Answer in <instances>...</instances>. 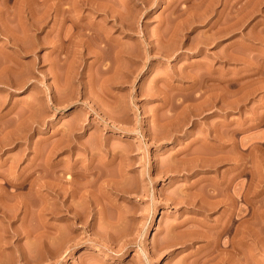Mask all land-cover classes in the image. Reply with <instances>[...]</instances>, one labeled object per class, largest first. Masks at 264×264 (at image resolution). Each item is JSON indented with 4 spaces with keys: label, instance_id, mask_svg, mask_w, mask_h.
I'll return each instance as SVG.
<instances>
[{
    "label": "rangeland",
    "instance_id": "1",
    "mask_svg": "<svg viewBox=\"0 0 264 264\" xmlns=\"http://www.w3.org/2000/svg\"><path fill=\"white\" fill-rule=\"evenodd\" d=\"M58 2L0 0V264H218L245 229L264 262V0Z\"/></svg>",
    "mask_w": 264,
    "mask_h": 264
},
{
    "label": "bare ground",
    "instance_id": "2",
    "mask_svg": "<svg viewBox=\"0 0 264 264\" xmlns=\"http://www.w3.org/2000/svg\"><path fill=\"white\" fill-rule=\"evenodd\" d=\"M58 1V0H57ZM60 2H58L60 5V9L63 11V13H62V11H61V13L63 14V18H67L66 17V12L69 10L67 7L65 8V6L63 7V8H61L62 6V4L65 2H67L68 0H59ZM71 0H69V2H70ZM74 1V0H73ZM76 1H78V2H81L82 4H91V8L95 11H100V12H102L103 11V14L106 16V18H108V17H112V18H115V23H113L114 25H116V26H118L119 28H121L122 30H124V23H122L123 21L122 20H120V16H119V14L121 13H118V14H116L117 13V11H118V9H117V11H116V13H114L115 11L114 10H111V9H113L112 7H110L111 6V3H110V6H108L109 5V3L106 5V4H103V2H102V0H95V1H89V0H76ZM105 1H107V0H104V2ZM81 3L79 4V5H81ZM106 3V2H105ZM114 3V2H113ZM77 4V3H76ZM72 5V4H71ZM78 5V4H77ZM113 5H115V4H113ZM120 5V4H119ZM68 6V5H67ZM84 6V5H83ZM82 6V7H83ZM117 6V5H116ZM70 8H72V7H70ZM74 8H76V6L74 7ZM118 8H120V6L118 7ZM57 9H58V7H57ZM79 9V8H78ZM116 9V8H115ZM72 10V9H71ZM120 10V9H119ZM73 11V10H72ZM76 11V10H75ZM79 11H80V9H79ZM58 12V11H57ZM68 13V12H67ZM59 14V13H58ZM69 14H70V11H69ZM82 14V13H81ZM102 14V13H101ZM122 14V13H121ZM68 15V14H67ZM71 15V14H70ZM59 16V15H58ZM73 16V15H72ZM84 17H85V15H84ZM88 17V16H87ZM63 18H62V16H61V19H62V21H63ZM69 18V17H68ZM74 18V17H73ZM85 19V18H84ZM89 19V18H88ZM60 20V19H59ZM74 23H75V21H73ZM88 22V21H87ZM112 21H111V19H110V23H111ZM102 23V22H101ZM117 23V24H116ZM126 23V22H125ZM128 23V22H127ZM77 24H79V23H77ZM96 25V23L95 22H90L89 21V23L87 24V25H83V28H88L89 30H93V34H97V36L95 37V39L94 40H96V38H97V41H99L101 44H103L101 47L103 48V49H105L106 47H108L109 46V44H110V42L111 41H113L115 38H113V37H111V36H113L112 34H110V35H108L107 33H106V28H107V26H104V25H102V27H99V29H96L98 26H101V24L100 25ZM98 24V23H97ZM104 24V23H103ZM124 24V25H123ZM62 25V24H61ZM82 25H80L81 27H82ZM112 25V24H111ZM94 26H95V28H94ZM126 26H128V25H126ZM129 26H131V25H129ZM128 26V27H129ZM79 27V26H78ZM130 28V27H129ZM132 28V27H131ZM133 29V28H132ZM87 29H85V31H86ZM108 30H109V28H108ZM81 31V30H80ZM83 31H84V29H83ZM110 31V30H109ZM108 31V32H109ZM95 32V33H94ZM88 33V32H87ZM86 33V34H87ZM90 33V32H89ZM69 34H70V32H69ZM63 35V34H62ZM65 35V34H64ZM89 35V34H88ZM66 36V35H65ZM85 36V35H84ZM87 36V35H86ZM176 36V35H175ZM174 36V37H175ZM72 36H70V38H71ZM88 37H90V36H88ZM174 37H173V39H174ZM61 38H62V36H61ZM84 38V37H83ZM162 38V37H161ZM160 38V39H161ZM82 39V38H81ZM80 39V40H81ZM87 39V38H86ZM89 39V38H88ZM91 39V38H90ZM89 39V40H90ZM177 39V38H176ZM163 40V39H162ZM167 40V39H166ZM63 41H64V39H63ZM85 41V40H84ZM84 41H83V43H84ZM87 41V40H86ZM85 41V42H86ZM115 41V40H114ZM160 41V40H159ZM168 41V40H167ZM172 41V40H171ZM175 41V40H174ZM98 42V43H99ZM117 44H115V45H117L116 47H117V49H118V52H120V51H122V49H120V48H118V46H119V44H120V41H119V39H117ZM179 42V41H178ZM177 42V43H178ZM82 43V44H83ZM105 43V44H104ZM111 43H113V42H111ZM149 43V42H148ZM176 43V44H177ZM80 44H81V42H80ZM100 44V45H101ZM161 44V43H160ZM165 44V43H164ZM168 44H170V43H168ZM181 44V43H180ZM85 45V44H84ZM96 45H97V42H96ZM112 45V44H111ZM121 45V44H120ZM146 45V44H145ZM179 45V44H178ZM177 45V46H178ZM61 46V45H60ZM63 46V45H62ZM154 46V45H153ZM165 46V45H164ZM94 47V46H93ZM96 47V46H95ZM152 47V46H151ZM178 47H181V46H178ZM123 48V47H122ZM148 47H146V49H147ZM149 48H150V46H149ZM154 48H155V46H154ZM102 49V50H103ZM109 49H110V47H109ZM109 49H107V50H109ZM153 49V48H152ZM98 50V49H97ZM128 50V49H127ZM148 50V49H147ZM106 50H103V52H105ZM60 52H61V50H60ZM97 52V51H96ZM101 52V51H100ZM113 52V51H112ZM115 52H116V50H115ZM136 52V51H135ZM165 52V51H164ZM109 53V52H108ZM124 53V52H123ZM104 54V53H103ZM102 54V55H103ZM116 54H117V52H116ZM119 54V53H118ZM117 54V55H118ZM122 54V53H121ZM132 54H134V53H132ZM171 54V53H170ZM112 55V54H111ZM168 55V54H167ZM101 56V55H100ZM100 56H98V58L100 57ZM181 56V55H180ZM102 57H104V56H102ZM106 58V57H105ZM100 59H102L101 57H100ZM113 60H114V58H113ZM119 60V59H118ZM134 60V59H133ZM110 63V62H109ZM114 64V63H113ZM199 64V63H198ZM105 66V65H104ZM110 68H105L104 70L105 71H107V70H109ZM188 71V70H187ZM184 72V71H183ZM182 72V73H183ZM191 72V71H190ZM193 72V71H192ZM178 73V72H177ZM183 75V74H182ZM191 75V74H190ZM194 76V75H193ZM196 77L198 76V75H195ZM205 78V77H204ZM198 79V78H197ZM231 80V79H230ZM200 81V80H199ZM230 86V85H229ZM191 87V86H190ZM95 88V87H94ZM230 90V89H229ZM94 91V90H93ZM194 91V90H193ZM194 93V92H193ZM93 94V93H92ZM110 94V93H109ZM142 94V93H141ZM152 94V93H151ZM192 94V93H191ZM98 95V94H97ZM100 95V94H99ZM114 95V94H113ZM114 97V96H113ZM199 97V96H198ZM182 98V97H181ZM58 100V99H57ZM178 100V99H177ZM182 101V100H181ZM177 103H178V101H177ZM230 104V103H229ZM56 105V104H55ZM182 105V104H181ZM180 105V106H181ZM196 123H198V121L196 122ZM166 124V123H165ZM164 124V125H165ZM173 124V123H172ZM230 131V130H229ZM212 133V132H211ZM65 134H66V132H65ZM210 134V133H209ZM208 134V135H209ZM155 135V134H154ZM153 135V136H154ZM157 135H160V134H157ZM207 135V134H206ZM231 135V134H230ZM71 136V134L68 136V137H70ZM152 136V137H153ZM211 136V135H210ZM229 136V135H228ZM65 137V136H64ZM74 136H72V138H73ZM156 137V136H155ZM206 137V136H205ZM157 138V137H156ZM228 138H230L231 139V137H228ZM70 139V138H69ZM196 139V138H195ZM207 139V138H206ZM205 139V140H206ZM210 139V138H209ZM229 139V140H230ZM64 140V139H63ZM63 140H61V141H63ZM71 140V139H70ZM203 140H204V138H203ZM202 140V141H203ZM200 141V140H199ZM201 141V142H202ZM204 142V141H203ZM228 142V141H227ZM72 143V142H71ZM68 144V143H67ZM70 144V143H69ZM59 145V144H58ZM207 145V144H206ZM219 145V144H218ZM65 146V145H64ZM67 146V145H66ZM214 146V145H213ZM217 147V146H216ZM70 148V147H69ZM215 148V147H214ZM213 148V149H214ZM63 149V148H62ZM71 149H73L72 147H71ZM57 150V149H56ZM59 150V149H58ZM68 151H71V150H68ZM210 152V151H209ZM217 153V152H216ZM199 154V153H198ZM210 153H208V155H209ZM245 154V153H244ZM205 155H207V153H205ZM196 156V155H195ZM200 156V155H199ZM198 156V157H199ZM201 156H202V154H201ZM204 156H202L201 158H203ZM195 158V157H194ZM193 158V159H194ZM212 158H215L214 156L212 157ZM217 158V157H216ZM219 158V157H218ZM221 158V157H220ZM219 158V159H220ZM61 159V158H60ZM92 160V159H91ZM200 160V159H199ZM204 160V159H203ZM207 160H210V159H207ZM243 160H244V158H243ZM93 161V160H92ZM202 161V160H201ZM216 162V161H215ZM207 163V162H206ZM209 163V162H208ZM207 163V164H208ZM244 163V162H243ZM90 164H91V162H90ZM90 164H89V166H90ZM202 164H204V163H202ZM211 164H213V163H211ZM244 165H245V163H244ZM244 165H243V167H244ZM211 166V165H210ZM212 166H214V165H212ZM245 167H247V166H245ZM91 168H92V166H91ZM61 169H63V168H61ZM87 169V168H86ZM88 169H90V168H88ZM243 169V168H242ZM246 169V168H245ZM244 169V170H245ZM58 170V169H57ZM66 170V169H65ZM65 170H61V172H64ZM91 170V169H90ZM59 171V170H58ZM87 171V170H86ZM88 172H89V170H88ZM88 172H86V174L88 175ZM94 172V171H93ZM245 172V171H244ZM58 173V172H57ZM73 173H75V172H73ZM72 173V174H73ZM85 173V172H84ZM90 173V172H89ZM91 173H92V171H91ZM86 174H84L85 176H86ZM44 175V174H43ZM69 175V174H68ZM77 175H78V173H77ZM90 175V174H89ZM58 176H60L59 178L61 179L60 180V184H62L61 183V181H63V179H67V182L69 183H71L70 185L72 186V183L74 182V178H75V176L74 175H69L68 177H65V174L64 173H60L59 175H57V177ZM44 177V176H43ZM46 177V176H45ZM87 177H89V176H87ZM58 178V179H59ZM77 179V178H76ZM66 181V180H65ZM64 181V182H65ZM78 181V180H77ZM113 181V180H112ZM76 182V181H75ZM114 182V181H113ZM112 182V183H113ZM45 183H47V180L45 181ZM111 183V182H110ZM64 184V183H63ZM74 184V183H73ZM87 184V183H86ZM57 186V185H56ZM61 186V185H60ZM59 186V187H60ZM64 186V185H63ZM58 187V186H57ZM216 187V186H215ZM64 188V190L67 188H65V187H63ZM74 188V187H73ZM217 188V187H216ZM57 190H59V189H57ZM66 191V190H65ZM72 191H73V189H72ZM216 191V190H215ZM58 192V197H59V199L61 200L60 202H58L59 203V207L57 208V214L59 213V214H62V212H63V210H64V207H66V210L67 211H69V212H73L74 214H75V219H79V220H81V221H89V218H87V214H88V212H87V210H85V209H83V210H85V212H87V214L85 213V212H83V211H81L80 209H74V210H72V208L67 204H65V199H63L62 198V194H63V192L62 191H57ZM85 192H87V190H85ZM218 192V191H217ZM216 192V193H217ZM244 192H245V190H244ZM70 193H71V191H70ZM73 193H75V191L73 192ZM214 193V192H213ZM220 192H218L217 194H219ZM65 194H66V192H65ZM246 194H247V191H246ZM84 196H87L86 195V193H84L83 194ZM89 196V195H88ZM218 196V195H217ZM244 196H245V193H244ZM57 197V196H56ZM245 198V197H244ZM219 201V200H218ZM191 202V201H190ZM202 204V203H201ZM55 210V209H54ZM53 210V211H54ZM245 210V209H244ZM90 213V212H89ZM60 216V215H59ZM63 216H65L64 214H62L61 215V217H63ZM9 217H10V215H9ZM229 217V216H228ZM67 218V217H66ZM94 218V217H93ZM59 219V218H58ZM69 219H71V217L69 218ZM228 219V218H227ZM67 220V219H66ZM73 220V219H72ZM93 220V219H92ZM70 221V220H69ZM74 221V220H73ZM73 221H72V223H73ZM80 221V222H81ZM225 221V220H224ZM230 220H227V224H225L224 225V223H223V225L221 224V227H220V229L218 230V232H217V235L215 236V241H213V242H215L214 243V245L217 243L216 241H218V239H220L221 238V236L223 235V234H225L226 232H228L229 231V233H230V228H229V226H228V222H229ZM91 221H89V223H90ZM93 222H94V220H93ZM75 223V222H74ZM73 223V224H74ZM88 223V222H87ZM69 226H70V223L68 224ZM204 225H205V223H204ZM60 226V225H59ZM74 226V225H73ZM63 227V226H62ZM218 227V226H217ZM245 227V226H244ZM59 228V227H58ZM64 228V227H63ZM219 228V227H218ZM199 230V229H198ZM194 231H195V228H194ZM65 232V231H64ZM197 232V231H196ZM60 233H62V232H60ZM243 235H242V237H241V239H239L240 240V242H236L237 240H236V238L234 239V240H236L235 242H234V240L232 241V240H230V241H226L225 243L227 244L226 246H224L225 248L223 249V248H221V249H223L221 252H219L218 250V252L216 253L214 250V253L215 254H217V255H215L216 256V258L218 257V264H248V254L249 255H252V254H250V252L248 253V239H247V237H248V231H247V229H245L243 232ZM60 236V235H59ZM65 236V235H64ZM67 236V235H66ZM214 236V235H213ZM229 236V235H228ZM230 239H231V237H230ZM62 240V239H61ZM64 240V239H63ZM61 242V241H60ZM60 242H59V244H60ZM66 242V241H65ZM229 242V243H228ZM63 244V243H62ZM65 244V243H64ZM64 244H63V246H64ZM224 244V243H223ZM58 245V244H57ZM66 245V244H65ZM217 245V244H216ZM215 245V246H216ZM218 245H220V244H218ZM225 245V244H224ZM239 245H241V246H239ZM211 246V245H210ZM212 247V246H211ZM218 247V246H217ZM217 247H215V248H217ZM230 247V248H229ZM56 248V247H55ZM60 248V247H59ZM157 248H158V246H157ZM251 248V247H250ZM259 248V250H260V247H258ZM257 248V249H258ZM220 249V250H221ZM52 250V249H51ZM56 250H57V248H56ZM62 250V249H61ZM61 250H59V251H61ZM250 250V249H249ZM262 250V249H261ZM53 251V250H52ZM251 251V250H250ZM51 252V251H50ZM212 252V251H211ZM237 252H239V253H237ZM213 254V253H212ZM211 254V255H212ZM210 255V256H211ZM214 255V254H213ZM213 255L211 256V257H213ZM259 255V254H258ZM215 256H214V258H215ZM264 256V255H263ZM208 257V256H207ZM238 257H240V259L238 258ZM251 258H252V256H251ZM256 258V257H255ZM203 259H205V258H203ZM211 259V258H210ZM209 259V257H208V259L205 261V262H208V260H210ZM263 260H264V258H262ZM261 259V260H262ZM238 260V261H237ZM257 260H258V257H257ZM261 260H259V261H261ZM262 260V261H263ZM204 261V260H203ZM211 262H212V260H211ZM240 262V263H239ZM255 262V261H254ZM258 262V261H257ZM250 263V262H249ZM203 264H204V262H203ZM206 264V263H205ZM212 264V263H211ZM256 264V263H255ZM258 264H264V262H258Z\"/></svg>",
    "mask_w": 264,
    "mask_h": 264
}]
</instances>
